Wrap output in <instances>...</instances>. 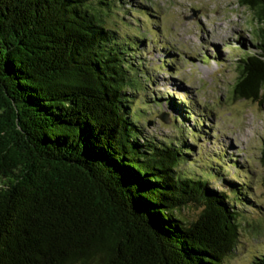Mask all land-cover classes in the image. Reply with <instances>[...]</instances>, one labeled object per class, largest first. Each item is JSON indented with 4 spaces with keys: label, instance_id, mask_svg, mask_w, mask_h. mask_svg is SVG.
Masks as SVG:
<instances>
[{
    "label": "trees",
    "instance_id": "16d2710c",
    "mask_svg": "<svg viewBox=\"0 0 264 264\" xmlns=\"http://www.w3.org/2000/svg\"><path fill=\"white\" fill-rule=\"evenodd\" d=\"M237 1L259 27L233 94L262 104L264 0ZM129 10L141 9L0 0V264H227L235 250L256 208L246 174L215 189L219 168H180L183 140L142 133L133 106L152 79L134 59L146 31H120Z\"/></svg>",
    "mask_w": 264,
    "mask_h": 264
},
{
    "label": "rangeland",
    "instance_id": "374dc122",
    "mask_svg": "<svg viewBox=\"0 0 264 264\" xmlns=\"http://www.w3.org/2000/svg\"><path fill=\"white\" fill-rule=\"evenodd\" d=\"M120 3L141 9L122 13L130 25L120 31H146L138 46L141 54L134 59L143 62L152 84L140 78L145 85L137 95L138 105L133 106L140 107L138 127L144 135L183 140L182 146H190L181 169L195 175L204 170L223 171L226 175L210 180L215 189L228 187L233 175L246 174L243 178L252 193L249 199L256 208L242 210L236 247L226 263L252 264L255 255L264 254V163L260 160L264 103L237 99L233 94L238 75L235 60L253 49L251 39L259 27L252 11L237 0ZM163 113L168 123L159 119ZM195 212L196 207L190 206L184 214Z\"/></svg>",
    "mask_w": 264,
    "mask_h": 264
},
{
    "label": "water",
    "instance_id": "95a60500",
    "mask_svg": "<svg viewBox=\"0 0 264 264\" xmlns=\"http://www.w3.org/2000/svg\"><path fill=\"white\" fill-rule=\"evenodd\" d=\"M159 119L162 121V122H164V123H168L169 122V118H168V115H167V113H163V114H161L160 116H159ZM77 171H79V172H82V173H87V170L85 169V168H77Z\"/></svg>",
    "mask_w": 264,
    "mask_h": 264
}]
</instances>
